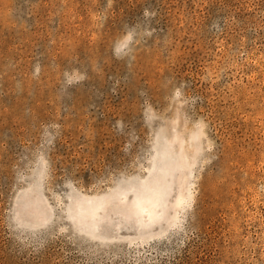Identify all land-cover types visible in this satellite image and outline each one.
Segmentation results:
<instances>
[{
	"label": "rangeland",
	"instance_id": "374dc122",
	"mask_svg": "<svg viewBox=\"0 0 264 264\" xmlns=\"http://www.w3.org/2000/svg\"><path fill=\"white\" fill-rule=\"evenodd\" d=\"M0 264H264V0H0Z\"/></svg>",
	"mask_w": 264,
	"mask_h": 264
},
{
	"label": "bare ground",
	"instance_id": "6f19581e",
	"mask_svg": "<svg viewBox=\"0 0 264 264\" xmlns=\"http://www.w3.org/2000/svg\"><path fill=\"white\" fill-rule=\"evenodd\" d=\"M165 180H168V178H165L164 179V181ZM135 190V192H134V195H136V196H147L150 192H151V188L150 187H146V186H141V188H135L134 189ZM92 199H94V198H92ZM97 200L99 201V198H97Z\"/></svg>",
	"mask_w": 264,
	"mask_h": 264
}]
</instances>
